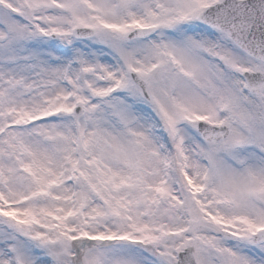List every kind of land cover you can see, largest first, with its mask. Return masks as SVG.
<instances>
[{
	"label": "snow or ice",
	"instance_id": "obj_1",
	"mask_svg": "<svg viewBox=\"0 0 264 264\" xmlns=\"http://www.w3.org/2000/svg\"><path fill=\"white\" fill-rule=\"evenodd\" d=\"M0 264H264V0H0Z\"/></svg>",
	"mask_w": 264,
	"mask_h": 264
}]
</instances>
